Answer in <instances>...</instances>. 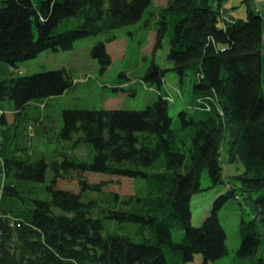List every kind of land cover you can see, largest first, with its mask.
<instances>
[{
  "label": "trees",
  "instance_id": "obj_1",
  "mask_svg": "<svg viewBox=\"0 0 264 264\" xmlns=\"http://www.w3.org/2000/svg\"><path fill=\"white\" fill-rule=\"evenodd\" d=\"M224 1L169 0L146 20L145 25L150 19L156 24L155 53L169 38L172 67L152 62L145 79L161 90L168 70L195 77L193 101L180 112L177 128L169 114L173 99L161 94L141 111L64 110L58 129L28 109L44 107L70 90L69 71L0 79V104L9 102L14 114L5 177L37 185L46 183L50 168L54 171L45 192L16 182L3 187L4 197L33 206L0 211V264H189L196 255L210 264L228 254L219 212L232 199L241 209L237 257L245 264H264V16L254 0H242L246 18H231ZM153 3L0 0V63L17 69L45 50L70 51L81 39L141 22ZM92 56L103 69L112 62L105 42L92 49ZM34 123L44 126L49 142L59 144L55 159L32 161ZM7 124L3 113L0 125ZM224 143L229 162H240V171L195 227L191 202L201 191L203 171L214 185L225 183L219 161ZM88 173L140 179L144 187L121 196L105 191L104 181L91 183ZM60 180L78 182L81 191L58 188Z\"/></svg>",
  "mask_w": 264,
  "mask_h": 264
},
{
  "label": "rangeland",
  "instance_id": "obj_2",
  "mask_svg": "<svg viewBox=\"0 0 264 264\" xmlns=\"http://www.w3.org/2000/svg\"><path fill=\"white\" fill-rule=\"evenodd\" d=\"M169 0H154L153 6L146 10L141 22L126 26L108 33L90 36L77 41L70 51L45 50L36 58L20 63L15 69L7 63H0V79L15 75L27 76L43 70L66 69L73 78L74 86L62 96L51 98L45 106L40 105L28 111L39 112L44 117V123L54 125L58 129L63 127V111L71 109L85 110H137L141 111L152 105L161 94L169 101V114L173 118L174 128L180 125V112L188 109L193 101V89L195 77L188 71L185 76L168 70L164 77L161 90L156 84L145 79L148 67L156 62L163 69H170L172 63L167 59L169 52V38L164 40L163 47L156 53L154 44L156 39V24L150 19V11L164 6ZM254 7L264 16V0H254ZM225 14L231 18L245 19L247 16L246 5L242 0H225L223 3ZM220 24L223 19L220 17ZM116 37V38H114ZM112 39V40H111ZM100 42H105L107 53L112 62L107 67H102L100 61L92 56V49ZM9 112L7 117L11 119L12 107L9 102L4 104ZM1 114V110H0ZM10 123V122H9ZM14 127L9 124L0 128V167L3 159L12 155V138ZM29 146L31 148L32 161H39L42 157L49 160L55 159L59 153V144L51 143L45 135L44 126L34 123L29 129ZM229 144L222 146L219 161L224 168V184L214 185L207 169L201 176V191L194 194L191 202L192 224L199 227L210 214L215 200L228 190L226 182L239 173L241 163H230L228 156ZM87 178L91 183L105 182V191H112L121 196L134 195L143 190L144 182L140 179L122 178L100 173H88ZM54 178L52 168L48 170L47 181L35 184L27 181L7 179L0 172V211H22L25 207H32L33 202L15 197H4L2 189L5 185L19 187L35 186L44 191ZM15 183V184H16ZM58 188L70 190L76 193L81 191L80 185L75 181H58ZM92 194H98L94 192ZM220 222L226 230L228 254L216 262L210 264H245L237 257V250L241 245L240 223L241 209L239 201L230 200L219 212ZM109 229L114 230L113 224H108ZM189 264H204L201 255H196Z\"/></svg>",
  "mask_w": 264,
  "mask_h": 264
},
{
  "label": "crops",
  "instance_id": "obj_3",
  "mask_svg": "<svg viewBox=\"0 0 264 264\" xmlns=\"http://www.w3.org/2000/svg\"><path fill=\"white\" fill-rule=\"evenodd\" d=\"M0 110L4 111L5 112V115H6V118H7V121H8V124L6 126H8L9 124H11L13 126V123H14V114H13V110H12V116H11V119H8L7 115H8V111L5 109L4 107V104H0ZM2 114H0V117H1ZM10 122V123H9ZM4 125H0V128H2ZM4 160L3 159V162L2 164L4 163ZM3 169V165L0 167V172L2 171ZM4 173V172H3Z\"/></svg>",
  "mask_w": 264,
  "mask_h": 264
}]
</instances>
